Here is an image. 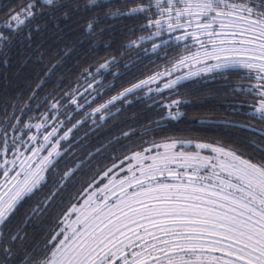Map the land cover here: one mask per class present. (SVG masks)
I'll use <instances>...</instances> for the list:
<instances>
[{"label":"snow or ice","instance_id":"obj_1","mask_svg":"<svg viewBox=\"0 0 264 264\" xmlns=\"http://www.w3.org/2000/svg\"><path fill=\"white\" fill-rule=\"evenodd\" d=\"M38 2L50 15L64 9V19L73 12L95 10L97 15L83 29L87 35L102 34L103 30L95 32L99 12L114 7L113 0ZM121 2L131 7L104 11L103 18H143L140 31L149 33L130 40L124 46L127 50L137 49V56H148L149 51L159 56L163 48L165 57L170 50L183 51L95 108L92 105L104 92L115 87L105 84L104 76L120 77L111 71L114 58L85 69L74 88L60 97L46 95L34 109L32 101L41 85L28 103L11 105V112L5 105L0 119V264H264V128L218 122L259 137L244 141L253 149L250 153L218 143L171 140L131 152L91 177L81 171L84 159L62 172L55 168L67 152L61 145L69 134L89 121L94 131L119 113L111 111L117 101L130 105V96L152 99L201 76L230 79V70H240V80L251 83L230 85L232 92L253 96L247 115L264 124V0ZM36 7L37 0H28L0 22V60L5 66L16 43L32 40L31 28L18 37L38 15ZM34 30L39 32L40 26ZM146 43L151 49L141 52ZM124 67L131 70L132 63ZM181 68L187 73L174 75ZM182 103L187 101L161 104L168 110L161 119H178ZM238 111L236 106L233 112ZM81 113V119L60 135ZM193 147L194 151L188 150ZM87 155L91 158L94 153ZM78 171L87 178H77ZM78 182L81 186L73 192ZM38 193L35 204L13 228L24 202ZM38 215H51L52 228L42 245L35 237L25 243L22 227Z\"/></svg>","mask_w":264,"mask_h":264},{"label":"trees","instance_id":"obj_2","mask_svg":"<svg viewBox=\"0 0 264 264\" xmlns=\"http://www.w3.org/2000/svg\"><path fill=\"white\" fill-rule=\"evenodd\" d=\"M60 2L69 3L71 0H60ZM80 2L83 3V0ZM27 3L28 0H0V22H6L5 18L10 10L18 9L20 5ZM113 4L114 7L111 9L105 8L99 12L101 20L96 25L95 32L100 33L103 30L102 34L87 35L83 29L87 22L97 15L95 10L82 14L73 12L69 19H64V9L56 12L55 15H50L49 10L42 9L37 0L38 15L29 22L21 37H18V40L21 39L28 28H31L33 29L32 40L25 41L23 44L16 43L13 46L7 66L0 60V119L4 118L5 105L9 106L8 112H11V105L19 106L28 103L33 92L37 91V85L41 87L36 99L32 101L33 109L46 95L53 94L60 97L65 91L70 90V87L74 88L85 69L94 67L105 59L114 58L116 63L111 71L120 73V77L114 80L111 74L104 76L105 84L112 83L115 87L104 92L103 97L92 105L95 108L98 104L117 95L130 83L136 82L137 78L143 79L145 75L152 74L158 66L165 64L166 59L175 57L183 51V48L176 51L170 50L165 57L163 48L159 50V56L151 54L150 51L148 56L142 54L137 56V49L127 50L124 46L130 40L142 35L147 36L149 33L140 31L141 24L144 22L143 18L104 19V11H125L131 7V4L122 3L121 0H113ZM36 25L40 26L39 32L34 30ZM29 43L31 48L28 47ZM144 48L150 50L151 43L142 45L140 51L142 52ZM130 62L131 70L124 67ZM239 71L230 70V79L197 78L176 87L171 92L170 99H168L170 94L161 97L166 101H187L179 106L182 115L175 121L161 119L166 114V109L161 107L163 100L160 97L137 99L135 96H130L128 99L133 101L130 105L117 102L111 111L116 112L119 109V113L113 115L94 131H90L92 126L89 121L69 134V139L63 141L61 145V151L67 149V152L60 158L55 168L62 172L72 167L77 160L84 159L86 163L81 171H87V177H91L97 171L111 167L113 162L119 164L120 160L131 152L141 151L153 143L159 144L171 140L218 143L225 147L236 148L240 152H252L253 149L244 141L247 138L259 139V137L218 123L226 120L264 128V124L247 115L250 111L249 105L254 100L253 96L232 92L230 85L251 83L248 80L241 81ZM80 83L82 84L83 80H80ZM139 96L142 95L139 94ZM154 101L160 103H154ZM230 105L232 107H229ZM236 106H239V111L234 114L233 109ZM43 110L44 108L41 107L40 112ZM35 114L39 115V112ZM28 115H33V112L29 111ZM81 116L82 113L77 114L71 123L65 125L60 135L72 128ZM24 119L27 120V116ZM86 132L89 133L87 136H85ZM123 133H129V135L125 137ZM109 141L112 143L109 144ZM97 148L101 151L95 152ZM188 150L193 151L194 147ZM89 152L94 153L91 158L87 155ZM89 164L90 169L87 167ZM87 177H80V172H77V178L83 180ZM49 183H51V177H49ZM80 186L78 182L72 191L78 190ZM47 190L46 188L45 191ZM38 198L39 193L31 200L24 202L13 220V228L20 219L25 217V213ZM59 204L60 202L57 201V206ZM52 218L51 215H38L29 220L28 226L22 227L21 234H27L24 242L28 243L32 237H35V242L42 245L47 232L52 228Z\"/></svg>","mask_w":264,"mask_h":264},{"label":"rangeland","instance_id":"obj_3","mask_svg":"<svg viewBox=\"0 0 264 264\" xmlns=\"http://www.w3.org/2000/svg\"><path fill=\"white\" fill-rule=\"evenodd\" d=\"M151 49V48H150ZM193 51H195L196 50V48L195 47H193V49H192ZM187 71H188V69L187 68H181L178 72H176L174 75H183V74H185V73H187ZM244 71H246V70H244ZM199 78H207L206 76H201V77H199ZM194 79H197V78H192V79H188V80H184V81H182L181 82V84H183V83H185V82H188V81H191V80H194ZM173 90H175V88L174 89H171V90H165L164 92H163V94L162 95H154V96H156V97H160V99H162L163 100V98H161V97H163V96H167V95H169ZM142 96H143V93H140ZM129 98V97H128ZM171 101L172 100H170V101H166V100H163V102H162V104L163 103H171ZM117 102H119V101H117ZM166 109V108H165ZM174 111H175V109H173ZM167 109H166V113H167ZM179 112H180V110H179ZM181 117V116H180ZM179 117V118H180ZM178 118V119H179ZM170 120V119H169ZM177 120V119H176ZM170 121H175V120H170ZM160 144V143H159ZM150 147V146H149ZM148 148V147H147ZM162 150V149H161ZM195 150V149H194ZM193 150V151H194ZM203 154H208L207 152H204ZM45 155H46V153H45ZM127 164H125V169L127 168ZM116 173L117 174H119V169H117L116 170ZM104 183H108V181L105 179L104 180ZM101 187H103V185H100ZM72 219H75V217H72Z\"/></svg>","mask_w":264,"mask_h":264}]
</instances>
